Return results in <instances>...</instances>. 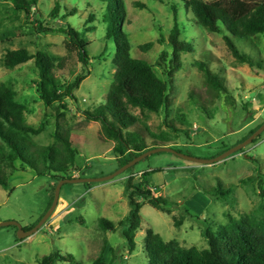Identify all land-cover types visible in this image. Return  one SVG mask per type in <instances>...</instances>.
I'll use <instances>...</instances> for the list:
<instances>
[{
    "label": "rangeland",
    "instance_id": "1",
    "mask_svg": "<svg viewBox=\"0 0 264 264\" xmlns=\"http://www.w3.org/2000/svg\"><path fill=\"white\" fill-rule=\"evenodd\" d=\"M124 1L127 16L123 27L132 44V56L148 60L160 77H165L162 55L167 50L174 23L172 7L175 2L181 10L180 18L189 25L182 38L195 45L194 51L182 53L183 68L176 75L172 105L168 110L157 113L130 107L150 146H168L185 155L212 159L243 142L252 129L264 123V68L239 62L222 34L194 25L192 14L186 11L182 0ZM57 3L59 17L54 19L52 12ZM106 12L107 5L102 0H39L28 15L17 10L11 1L0 0V82L14 88L17 100L27 106L25 119L29 124L39 127L47 120L46 113L53 110L47 107L37 91L35 80L39 73L35 61L6 68L2 58L7 50L28 47L34 53L43 50L57 56L69 55L65 43L69 36L59 31L68 24L89 42L93 58L89 68L84 67L78 53L73 52L65 67L56 70L57 76L68 83L91 70L80 88L75 90L76 99H67L69 111L62 120L63 129L72 133L81 152V170L73 173L81 178L105 177L120 168L113 150L115 141L106 138L100 122L88 121L85 114L86 110L105 101L116 71L114 43H109L108 51L104 52L108 29ZM42 27L56 31H46ZM161 32L166 43L159 42ZM234 39L241 51L264 61V34L257 35L254 40ZM151 41L155 45L149 51L139 48ZM196 61L207 62L224 78L230 90L229 98L219 96L208 85ZM49 121L54 123L53 118ZM54 129L55 125H50L34 136V141L41 145L52 144ZM143 172H149L148 187L156 196L162 195L177 203L172 213L149 203L143 205L137 248L130 253L119 222L131 210L127 179L133 173L138 183L143 179ZM263 174L264 131L257 142L216 164H201L174 152L160 151L113 179L92 182L91 187L87 182L65 183L56 210L35 234L19 238L18 226H0V264H41L45 255L55 251L72 253L85 264H92L100 256L107 261L114 259L118 264H148L143 243L148 228H153L165 240H174L184 247L205 248L208 246L203 235L206 225L218 228L228 222L229 215L238 218L249 213L264 215L258 187L259 176ZM250 176L254 180L242 181ZM9 179L10 189L0 185V223L17 221L25 230H30L27 228L46 212L55 181L34 171L22 170ZM219 183L233 190L228 195H220L226 197L225 200L215 196ZM186 207L200 219L191 218ZM181 216L184 220L177 226L175 222ZM103 217L115 222L117 228L103 230L99 225ZM57 264L71 263L58 261Z\"/></svg>",
    "mask_w": 264,
    "mask_h": 264
},
{
    "label": "trees",
    "instance_id": "2",
    "mask_svg": "<svg viewBox=\"0 0 264 264\" xmlns=\"http://www.w3.org/2000/svg\"><path fill=\"white\" fill-rule=\"evenodd\" d=\"M9 1L15 5L17 10H23L28 15L39 3V0ZM102 1L107 5L105 19L108 24L107 47L104 52L108 51L109 43H114L113 62L116 71L105 101L94 109L86 110L85 114L88 121L100 122L106 138L115 141L113 150L121 168L135 157L156 147V145L148 144L144 133L138 128L139 120L131 112L130 107L157 113L168 110L172 105L176 75L183 68L182 53L194 51L195 45L191 40L182 38L184 30L189 25L187 21L180 18L181 10L175 2L172 7L174 23L168 38L167 50L162 55L165 66V77L162 78L148 60L132 56V44L123 27L127 16L125 1ZM182 1L185 3L186 11L189 10L192 14L191 22L209 32L222 34L232 55L239 62L247 63L251 67L264 68L262 64L264 61L256 60L252 55L241 51L234 39L237 37L254 40L257 35L264 34V0ZM140 5L144 6V4ZM59 7L57 3L52 12L54 19L59 17ZM42 29L56 31L47 27H42ZM59 31L69 36L65 42L69 55L57 56L43 50H37L34 53L28 47H20L7 50L2 58V64L6 68H15L30 60L35 61L39 73V77L35 80L37 91L47 107L53 110V112L46 113L47 120L44 123L39 127L27 123L25 119L27 106L17 100L14 88L5 82H0V185L10 189L9 178L21 170L34 171L39 176L49 177L55 181V184L46 212L53 204L58 183L66 178H75L73 173L81 170L79 160L81 152L75 144L72 133L63 129L62 120L66 118L69 111L67 99H76L75 90L79 89L81 83L91 74V70L88 69L78 75L73 82L68 83L63 82L57 76L56 70L65 67L67 58L73 52L78 53L84 67L89 68L93 59L89 51V42L72 25L68 24L66 28ZM165 41V36L161 32L159 42L164 43ZM154 45L155 42L151 41L141 44L139 48L147 52ZM195 64L204 72L208 85L215 89L219 96L224 99L231 96L224 78L207 62L196 61ZM50 118L54 119V123L49 121ZM53 124L55 125L53 134L55 141L47 145L36 143L33 137L40 135ZM261 125L252 129L243 141ZM258 137L253 143L257 142ZM133 168L134 166L127 172ZM148 175L149 172H143V179L137 183L135 174L132 173L126 182L131 210L119 224L123 229L130 253L137 248L136 238L142 229L143 205L149 203L161 211L172 213L177 203L170 201L168 197L156 196L148 187L150 185ZM252 180L254 177L250 176L242 181ZM87 184L92 186V182H87ZM258 187L264 205V174L259 176ZM216 190L215 196H218L220 200H225L226 197L221 196L233 191L224 188L222 183H219ZM188 209L186 207L187 214L191 218L200 219V216L191 214ZM183 220L184 216H181L176 220V225H181ZM37 223L27 229H32ZM99 223L105 231L117 228L115 222L105 217L101 218ZM203 235L207 240V247H184L174 240H165L153 228H148L143 242L148 264H264V215L257 216L249 213L240 218L229 215L228 222L220 224L218 228L206 225ZM58 261L85 264L74 254H62L59 251L45 255L40 260L41 264H57ZM92 264L118 263L114 259L107 261L100 256Z\"/></svg>",
    "mask_w": 264,
    "mask_h": 264
},
{
    "label": "water",
    "instance_id": "3",
    "mask_svg": "<svg viewBox=\"0 0 264 264\" xmlns=\"http://www.w3.org/2000/svg\"><path fill=\"white\" fill-rule=\"evenodd\" d=\"M264 131V123L261 125L260 128H258L250 137H248L246 140H244L243 142L237 144L236 146L228 149L227 151L223 152L222 154L218 155L215 158L212 159H202V158H198V157H193V156H189V155H185L180 153L179 151L168 147V146H161V147H155L152 148L144 153H142L141 155L135 157L132 161H130L129 163L125 164L124 166H122L121 168H119L115 173L110 174L108 176L105 177H100V178H81V177H75V178H66L61 180L57 187H56V192H55V198L53 201V204L51 205V207L49 208V210L45 213V215L41 218V220L37 223V225H35L32 229L30 230H25L24 227L22 226V224H20L17 221H8V222H2L0 223V226H5V225H16L19 227V238H26L29 237L33 234H35L36 232H38L48 221V219L50 218V216L52 215V213L56 210L59 200H60V194H61V189L62 186L65 183H78V182H99V181H107L110 179L115 178L116 176L122 174L123 172H125L126 170H128L129 168L133 167L134 165H136L138 162H140L141 160H143L144 158H146L147 156L156 153V152H160V151H170V152H174L177 153L179 155H181L182 157L195 161L197 163H201V164H216L218 162L224 161L227 158L231 157L232 155L236 154L238 151L242 150L243 148H245L246 146H248L249 144L253 143V141L259 136L261 135V133Z\"/></svg>",
    "mask_w": 264,
    "mask_h": 264
}]
</instances>
